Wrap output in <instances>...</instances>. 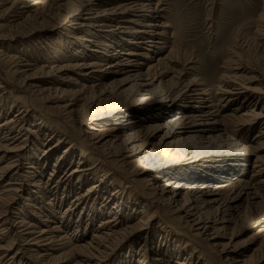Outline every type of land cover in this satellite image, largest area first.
I'll use <instances>...</instances> for the list:
<instances>
[{
	"label": "bare ground",
	"instance_id": "obj_1",
	"mask_svg": "<svg viewBox=\"0 0 264 264\" xmlns=\"http://www.w3.org/2000/svg\"><path fill=\"white\" fill-rule=\"evenodd\" d=\"M167 7L0 0V264H264V62L217 78Z\"/></svg>",
	"mask_w": 264,
	"mask_h": 264
},
{
	"label": "rangeland",
	"instance_id": "obj_2",
	"mask_svg": "<svg viewBox=\"0 0 264 264\" xmlns=\"http://www.w3.org/2000/svg\"><path fill=\"white\" fill-rule=\"evenodd\" d=\"M234 1L167 0L169 4L167 9H169V12L164 16V20L160 21L169 23L173 27V31L171 29L168 31V40L174 43L171 47L186 57H195L204 69L206 62L202 56H208L211 59L210 62H213L215 66L220 68L217 72V78H219L218 75L220 73V75L223 73L221 68L224 66V60L231 53L238 52L237 40L239 39L246 45V57L250 63L259 66L264 62L263 54L260 53L261 51L259 49L261 42L255 38V32L260 30L264 25L259 22V17L263 9V0H241L240 2L232 4ZM211 22L214 23V29L211 28L213 30L212 32L209 31L210 28L208 29V25ZM171 32L175 35L174 40L171 39ZM226 38L230 39L229 43H232L228 44L229 46L226 43ZM233 40H236V43ZM230 48L233 51H227ZM212 59L219 60V62L215 63ZM147 64L148 62L144 64L142 70H145ZM254 86L260 88L259 83H255ZM258 131V129L254 130L247 138L252 139ZM181 151L179 148L178 152ZM245 166L246 176H248L247 172L250 171L249 167H251V162ZM179 171L181 169L176 170L175 173ZM251 224H253V227H245L237 230L234 243L238 245L246 243L253 235V237L257 236V232L264 226V222L259 226H256L257 224H254V222ZM163 226L161 222L157 223L155 225L156 231L162 232L165 229Z\"/></svg>",
	"mask_w": 264,
	"mask_h": 264
}]
</instances>
